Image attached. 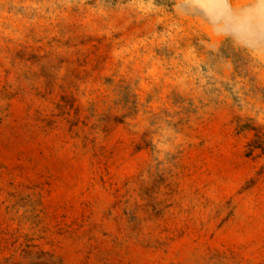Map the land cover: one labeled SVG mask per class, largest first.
I'll use <instances>...</instances> for the list:
<instances>
[{
	"label": "rangeland",
	"instance_id": "obj_1",
	"mask_svg": "<svg viewBox=\"0 0 264 264\" xmlns=\"http://www.w3.org/2000/svg\"><path fill=\"white\" fill-rule=\"evenodd\" d=\"M264 0H0V264H264Z\"/></svg>",
	"mask_w": 264,
	"mask_h": 264
},
{
	"label": "trees",
	"instance_id": "obj_2",
	"mask_svg": "<svg viewBox=\"0 0 264 264\" xmlns=\"http://www.w3.org/2000/svg\"><path fill=\"white\" fill-rule=\"evenodd\" d=\"M262 137H263V135H260L258 133L255 135L256 140L253 142V144H254L253 150L259 149L262 151V153H264V145L262 143Z\"/></svg>",
	"mask_w": 264,
	"mask_h": 264
}]
</instances>
